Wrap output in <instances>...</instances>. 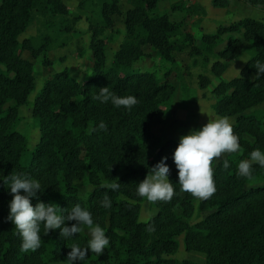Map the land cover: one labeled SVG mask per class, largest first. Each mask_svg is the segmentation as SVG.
<instances>
[{
  "label": "trees",
  "instance_id": "obj_1",
  "mask_svg": "<svg viewBox=\"0 0 264 264\" xmlns=\"http://www.w3.org/2000/svg\"><path fill=\"white\" fill-rule=\"evenodd\" d=\"M156 2L131 0L132 6L125 10L124 36L105 66L108 39L104 32L112 26L113 15L121 13L119 0H79L80 8L90 6V13L84 15L92 50L90 72L78 81L66 67L54 70L29 100L35 87L36 58L50 49L58 34L74 32L82 15H71L63 0H0V177L12 173L38 180L40 196L39 201L32 198L33 206L42 201L70 209L78 203L91 212L94 224L105 227L108 248L98 257L89 250L84 262L74 264H264V183L257 182L264 168L254 164L251 179L238 175L241 160L249 159L255 149L264 151V117L252 110L264 101V74L252 79L256 62L264 63V21L246 16L202 32L199 43H178L168 38L175 24L167 12L156 11ZM32 9L43 17L40 29L21 37ZM54 29L58 34H51ZM223 34H227L225 43L216 49ZM184 47L192 64H209L214 75L225 69L227 59L248 53L238 74L218 80L211 89L213 111L234 115L231 123L240 150L213 161L216 192L197 205L178 183L173 153L179 139L163 138L153 129L168 116L175 85L160 81L150 67L138 63L156 54L175 63L172 51ZM41 63L52 62L44 55ZM210 80L207 73L197 74L200 87ZM105 86L117 96H135L138 103L129 110L93 99ZM9 99L15 103L5 107ZM20 104L26 105L39 128L31 149L24 133L13 125ZM101 121L107 131L90 132ZM165 156L175 195L170 202L152 203L155 212L140 219L143 198L137 194V184ZM225 159L228 168L223 167ZM101 176L106 182H119V189L101 188ZM80 178L94 185L86 199L78 193ZM105 195L111 208L100 205ZM11 199L10 189L0 179V264H66L73 243L87 246L85 233L66 239L59 229L44 235L41 225L42 246L34 252L20 251L21 239L7 219ZM195 209L209 211L188 221ZM74 223L66 221L68 226ZM180 234L186 249L204 254L203 261L170 255L179 245Z\"/></svg>",
  "mask_w": 264,
  "mask_h": 264
},
{
  "label": "rangeland",
  "instance_id": "obj_2",
  "mask_svg": "<svg viewBox=\"0 0 264 264\" xmlns=\"http://www.w3.org/2000/svg\"><path fill=\"white\" fill-rule=\"evenodd\" d=\"M71 15L80 13L82 17L77 20L74 33H60L55 29L50 31L52 35L58 34L50 46L55 48L53 53H41L36 58L35 66V87L30 92L28 98L32 100L36 92L41 88L46 76L52 73L55 69L63 66L64 62L69 74L75 76L78 81H82L89 74V61H87V51L89 43V34L87 30V21L84 15L90 13V6L80 8L78 6L79 0H63ZM175 5L172 8V5ZM131 0H119V7L121 13L113 15V24L107 27L104 32V37L108 39L105 44V66L109 65L112 58L113 50L118 47L125 33L124 17L125 10L131 7ZM155 8L159 13L167 12L169 18L175 24V28L168 34V38L173 42L183 43L184 41H192L199 43V36L202 32L214 31L219 24H228L239 18L251 16L264 21V1L255 0H157ZM32 17L28 22L26 28L22 31L21 37L25 35H34L37 32V27L40 29L39 21L43 19L34 9L31 10ZM40 25V26H39ZM186 35H190L189 38ZM226 35L223 34L222 41H220L216 49L222 47L226 40ZM62 42V43H61ZM59 43V44H58ZM185 44V42H184ZM60 45V46H59ZM187 47L181 50H173L172 54L176 55V62L164 60L158 54L143 58L138 63L151 70L157 75L160 81L169 80L174 83L175 87L171 95V102L168 106V116L162 123L154 125L153 129L159 133L163 138L175 137L180 139L182 135H187L199 123H207L208 119H215L218 117H227L230 121L234 120L233 116H223L216 114L213 111L212 103L215 99V94L211 89L215 83L220 79H227L239 72L241 65L247 58L248 53L243 52L235 58L226 60L225 69L219 74L214 75L209 69V64L204 65L198 62L192 64V57L187 54ZM46 55L52 56V63L45 65L41 63L42 57ZM213 59V58H211ZM199 72L207 73L210 76V82L204 87L198 86L197 74ZM14 99H9L5 103V107L14 104ZM23 105V113L14 122V126L18 128L28 139L27 149H31L37 142L39 137V128L35 118L29 115V110L25 104ZM252 110L259 116L264 117V101L252 107ZM0 168V176H1ZM77 188L79 195L86 199L88 192L94 186L89 180L80 178L77 181ZM106 182V179L101 176L100 183ZM257 182L264 183V176L260 177ZM199 200L195 198V205ZM156 207L148 202L146 198L141 200L140 219H146L153 214ZM178 211L180 208L178 207ZM209 209L199 211L195 209L194 213L187 217L188 221H195ZM96 225V224H94ZM105 231V227L99 225ZM82 233H85L90 239V234L86 226H82ZM179 245L176 250L170 253L171 256L183 259L189 258L196 261H203L204 254L196 251L186 249L184 246L182 234L179 236Z\"/></svg>",
  "mask_w": 264,
  "mask_h": 264
},
{
  "label": "clouds",
  "instance_id": "obj_3",
  "mask_svg": "<svg viewBox=\"0 0 264 264\" xmlns=\"http://www.w3.org/2000/svg\"><path fill=\"white\" fill-rule=\"evenodd\" d=\"M254 68L257 73L252 79L264 74V63L257 61ZM93 99L101 103L111 102L117 108L125 107L129 110L138 103L135 96H117L107 86L99 88V93L94 95ZM91 131L106 132L107 125L101 121L98 128L90 129ZM239 150V137L227 117L208 119L201 129H192L187 135H182L173 153V160L178 169L180 190L198 200L210 199L216 192L213 161L218 160L225 153H235ZM166 160L167 156L163 157L137 184V194L150 203L170 202L175 195L174 186L169 179L171 170ZM254 164L264 168V151L255 149L250 153L249 159L241 160L238 164V175L251 179ZM223 167H229L227 159L224 160ZM0 179H3L4 185H7L12 193L7 219L13 222L21 239L20 251L34 252L42 246L41 225L44 228V235L59 229L60 236L66 239L79 234L83 230L82 226L87 227L90 234L87 246L81 247L73 243L66 264H74L77 260L84 262L89 250L98 257L108 248L110 240L104 229L94 225L91 212L82 208L80 204H74L70 209H63L57 207L56 203L40 201L33 206L32 198L35 197L39 201L40 196L41 184L38 180L12 173ZM100 187L118 190L120 183L104 182ZM100 205L111 208V200L107 195L102 198ZM65 212L68 214L64 215ZM66 221H75V223L68 226Z\"/></svg>",
  "mask_w": 264,
  "mask_h": 264
},
{
  "label": "crops",
  "instance_id": "obj_4",
  "mask_svg": "<svg viewBox=\"0 0 264 264\" xmlns=\"http://www.w3.org/2000/svg\"><path fill=\"white\" fill-rule=\"evenodd\" d=\"M86 32L89 34V36H90V33H89V31L88 30H86ZM72 33H74V32H72ZM71 33V34H72ZM60 46V45H59ZM53 48H55L54 46L52 47V48H50V49H48L49 50V52H50V50H51V52L52 51H54V49ZM87 48H88V51H87V61H89V59H90V57L92 56V50H91V48H90V37H89V43H88V46H87ZM47 50V51H48ZM46 51V52H47ZM114 51V50H113ZM53 53V52H52ZM52 55H54V53L52 54ZM106 56H107V52H106ZM50 59H51V61H52V56H48ZM53 58H56V56L54 55L53 56ZM65 65H67V63L66 62H64V64H63V66H65ZM63 66H61V67H59V68H57V69H60V68H63ZM57 69H55V70H57ZM236 74H238V73H236ZM228 79V78H227ZM23 105H18V115L19 116H21V114L23 113ZM223 116H225V115H223ZM230 122H232V121H230ZM204 124L203 123H199V125L198 126H195V129L196 130H199V129H201L202 128V126H203ZM27 145H29L28 144V139H27ZM32 145H34L33 143H32ZM227 153H225L223 156H225ZM222 156V157H223ZM221 158V157H220Z\"/></svg>",
  "mask_w": 264,
  "mask_h": 264
}]
</instances>
